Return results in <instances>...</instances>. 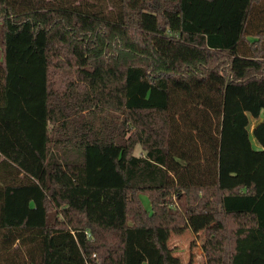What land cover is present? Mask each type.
Here are the masks:
<instances>
[{
	"label": "trees",
	"instance_id": "obj_1",
	"mask_svg": "<svg viewBox=\"0 0 264 264\" xmlns=\"http://www.w3.org/2000/svg\"><path fill=\"white\" fill-rule=\"evenodd\" d=\"M190 215L264 264V0H0V264H172Z\"/></svg>",
	"mask_w": 264,
	"mask_h": 264
},
{
	"label": "rangeland",
	"instance_id": "obj_2",
	"mask_svg": "<svg viewBox=\"0 0 264 264\" xmlns=\"http://www.w3.org/2000/svg\"><path fill=\"white\" fill-rule=\"evenodd\" d=\"M249 130L260 121L250 117ZM252 144H258L251 137ZM141 152L140 145H136L135 154ZM141 202L146 209H150V202L145 194L140 195ZM217 224L211 217L206 215H190L184 228L173 230L168 233V254L172 264H205L202 251L204 230L208 225Z\"/></svg>",
	"mask_w": 264,
	"mask_h": 264
}]
</instances>
